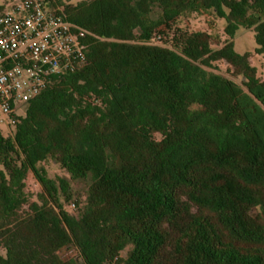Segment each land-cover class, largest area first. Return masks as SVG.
<instances>
[{
    "label": "trees",
    "instance_id": "obj_1",
    "mask_svg": "<svg viewBox=\"0 0 264 264\" xmlns=\"http://www.w3.org/2000/svg\"><path fill=\"white\" fill-rule=\"evenodd\" d=\"M49 2L89 64L0 128V264H264V79L233 42L264 55V0ZM196 13L222 45L177 26Z\"/></svg>",
    "mask_w": 264,
    "mask_h": 264
},
{
    "label": "built area",
    "instance_id": "obj_2",
    "mask_svg": "<svg viewBox=\"0 0 264 264\" xmlns=\"http://www.w3.org/2000/svg\"><path fill=\"white\" fill-rule=\"evenodd\" d=\"M88 35L49 0H16L0 14V128L11 132L54 77L89 64Z\"/></svg>",
    "mask_w": 264,
    "mask_h": 264
},
{
    "label": "rangeland",
    "instance_id": "obj_3",
    "mask_svg": "<svg viewBox=\"0 0 264 264\" xmlns=\"http://www.w3.org/2000/svg\"><path fill=\"white\" fill-rule=\"evenodd\" d=\"M80 0H63L64 3H76ZM7 5V7H9ZM63 10L62 6H58ZM178 27L187 30L189 32L192 31H207L210 32L213 37L215 38V44L217 46L222 45L224 40L227 38V36L224 33V20L222 19H216L213 16L210 15H202V14H192L188 18H183L178 21ZM162 32L165 31V28L162 27ZM166 34L163 35V38L165 39L166 43H170L171 39V34L172 32L169 31L167 33V30L165 31ZM159 34L156 35L154 38L153 42L158 43L160 40H158ZM218 39V40H217ZM161 42V41H160ZM234 42V47L235 51L241 55H244L246 52L250 53V62L253 66L257 68L258 76L261 79H264V55L263 54H257L255 52V49L257 47L255 38H254V32L253 30H248V29H240L236 36L233 39ZM216 69H208L210 71H214L216 73L220 74H227L226 73V64L223 62H218ZM239 83H241V80H237ZM22 114V111H19V115ZM50 172L52 175L55 173H60L62 175H66L67 173L63 170H61L57 166H51L50 167ZM74 187L75 189H78L82 195V200L84 201L85 199V185L82 182L76 181L74 182ZM41 187L36 181L35 177L33 176L32 173H29L28 178H27V191L28 193L35 198L36 195L40 192ZM0 252H2V249L0 248Z\"/></svg>",
    "mask_w": 264,
    "mask_h": 264
}]
</instances>
